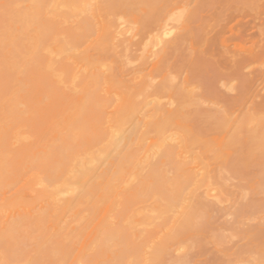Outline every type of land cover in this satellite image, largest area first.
I'll list each match as a JSON object with an SVG mask.
<instances>
[{
    "label": "rangeland",
    "instance_id": "374dc122",
    "mask_svg": "<svg viewBox=\"0 0 264 264\" xmlns=\"http://www.w3.org/2000/svg\"><path fill=\"white\" fill-rule=\"evenodd\" d=\"M42 2L45 9L34 30L51 24L53 17L61 23L47 46L51 50L62 41V54L52 56L56 62L65 60L71 66L62 87L70 86L66 90L70 91L73 85L77 94L80 78L97 66L100 72L110 68L105 75L122 68L127 89L122 84V88L115 87L119 84L116 78V84L115 80L105 86L90 84L89 89L96 94L103 95L108 88L121 92L101 116L97 108L87 112L78 103L62 105V97L55 98L54 94L58 88L51 87L48 79L37 87L31 84L33 78L41 77L43 66L41 73L16 76L0 67V115H11L15 120L14 125L0 128V157L3 159L5 149L14 156V169L1 179L5 187L0 190V232L8 226L6 219L46 212L51 198L56 202L71 200L76 187L78 205L63 211L58 224L43 222L36 227L57 235L70 233H66L67 241L62 237L56 244L58 249L52 250L53 264H118L122 258L125 264H264V0H100L98 19L85 10L82 15L67 12L65 7L56 12V0ZM35 4L39 2L0 0V40L8 25L19 26L15 12ZM86 19L87 31L82 34L78 26ZM108 37L121 47L104 50L106 44L98 46ZM46 50L40 52L37 64L49 54ZM5 56L8 50L0 49V61ZM144 83L147 87L142 86ZM16 85L24 89L16 93ZM159 108L172 114L170 123L157 129ZM120 120L125 122L120 124ZM99 129L114 133L95 139L92 130ZM14 132L18 140L29 136L32 140L18 141L11 135ZM66 136L74 139L64 143ZM109 142L114 143L113 148L108 147ZM177 142L183 146L178 159L163 171L152 172L160 152ZM59 146L62 172L47 171L42 163H34ZM97 154L103 159L95 166L99 158L93 157ZM130 154L133 157L126 159ZM75 155L81 160L80 166L95 159L93 169L85 166L87 171H95L92 176L80 174L82 167L72 166ZM149 155L146 163L144 157ZM179 165L189 168L190 173L181 176ZM132 180L130 188L125 185L128 190L122 189V184ZM34 183L45 186L39 189L36 184L38 191L33 190ZM107 216L113 218L108 220ZM75 219L81 222L77 224ZM107 220L120 231L119 237L106 238ZM5 244L0 243L2 264H24V249L35 253L30 246L20 244L8 255ZM119 255L120 259H114ZM45 263L49 264L47 259Z\"/></svg>",
    "mask_w": 264,
    "mask_h": 264
},
{
    "label": "bare ground",
    "instance_id": "6f19581e",
    "mask_svg": "<svg viewBox=\"0 0 264 264\" xmlns=\"http://www.w3.org/2000/svg\"><path fill=\"white\" fill-rule=\"evenodd\" d=\"M32 2H39V4H35L34 6H30L29 7V9H27V10H24V11H20V12H15V14H16V17H17V19H19V22H20V24H19V26L18 27H12V25L10 26V25H8V27H7V30L3 33V38H2V40H0V49L1 50H3V51H5V50H8V56H5L4 58H3V60L2 61H0V67L3 69V70H5L6 72H8V74H10L11 76H16V75H18L19 73H24V74H30V75H32V74H34V73H36V72H39V73H41L40 72V70L39 69H41L40 67H42L43 66V68H42V70H43V72H42V74H41V77H38V76H36L35 78H33L32 79V81L30 82L31 84H35L36 85V87L38 86V85H40L41 84V82H42V80H46V79H48L49 81V84H50V86L51 87H55V88H58V93H54L56 96H55V98L56 97H62V105H64V104H66V105H68V106H73V105H76L77 103V105H80L81 104V107H79L81 110H87V112H93L94 110L93 109H95V108H97L98 109V112L101 114V116L103 115V114H106L107 112H106V109L112 104V102H113V98L115 97V96H119V93H121L120 91H118L117 89L116 90H111L110 88H108V89H106L105 90V93L103 94V95H101V94H96L95 93V91L91 88V90L89 89V86H90V84H101V83H105V84H112V82L115 80V78L119 81V84H116V80H115V83L114 84H116L115 85V87H118V85H120L119 86V88L121 87L122 88V85H123V87H124V89H127L126 88V84L122 81V77H123V69L122 68H117V72H112V73H109L108 75H105V74H107L109 71H110V68L108 69V68H106L105 67V70L107 71V69L109 70L108 72H106L105 70H102L103 71V73H101L100 72V69H99V67H97V66H94L92 69V71L89 73V72H87V71H85L84 69H83V73H84V71L86 72L81 78H80V80H79V92L77 93V94H74V93H76L75 91H74V86L72 85L73 84V82H71L70 84L72 85V89H70V91H66V90H68L69 88H70V86H69V88H67V89H65V86H64V88L62 87V80L64 79V78H69V75H67L65 72H70L71 71V66L70 65H68L67 63H66V61L65 60H60L59 62H56L55 60H54V58L52 57L53 56V54H62V50H63V45H62V41H58L57 42V44H56V46H54V48H52L51 50H50V48L48 47L49 46V44H48V46H47V40L50 38V37H52V35H53V33L55 32V30L57 31L58 30V25H60L61 23H58L57 21H55L54 20V17H53V19H52V23L51 24H47V25H42V27H40V30H34V29H36V26H38V19L40 18V16H41V14L43 13V10L45 9V5H44V3L42 2V0H31ZM52 1H55V0H52ZM57 1V3H55L54 5H53V8H54V10L56 11L59 7L60 8H62V7H65L66 8V10H67V12H71V13H74L75 12V14L77 13V14H80V15H82L83 13H82V11L83 10H85V11H89V13L91 14V18H99L100 16H101V13H100V10H101V6L99 5V2H100V0H56ZM59 1V2H58ZM103 3H104V1H103ZM53 4V3H52ZM51 3H50V6L52 5ZM47 6H48V4H47ZM52 8V9H53ZM48 9H49V6H48ZM51 9V10H52ZM62 10V9H61ZM60 10V11H61ZM65 10V9H64ZM65 10V11H66ZM77 11V12H76ZM57 12V11H56ZM85 13V12H84ZM73 15V14H72ZM50 16V15H49ZM48 16V17H49ZM70 16V15H69ZM75 16H78V15H75ZM87 16H88V14H87ZM96 19V20H97ZM66 21V20H65ZM67 22V21H66ZM16 24H18V23H16ZM62 24H64L63 22H62ZM71 26V25H70ZM101 26V25H100ZM74 28V27H73ZM77 28V27H76ZM74 30H76V29H74ZM78 30H82V34H85V32L87 31V19L86 20H84V21H82V23H80V25L78 26ZM77 31V30H76ZM63 35V34H62ZM56 36V35H55ZM54 37V36H53ZM59 39H61L60 37H59ZM62 40H63V38H62ZM104 40V39H103ZM103 40H102V42H103ZM22 41H26V42H28V45L27 46H25L23 43H22ZM105 41V43H97L98 44V46H100V45H103V44H106V46H104L105 47V49L104 50H108L110 47L109 46H112V47H119V44L120 43H117V42H113V39H111V38H107L106 40H104ZM25 42V43H26ZM53 42V41H52ZM56 42V41H55ZM64 43V42H63ZM95 43V42H94ZM51 44V43H50ZM65 44V43H64ZM52 45V44H51ZM96 47H97V45H96ZM95 47V48H96ZM120 47H121V44H120ZM119 47V48H120ZM167 48V47H166ZM5 49V50H4ZM46 49H48L49 50V54H48V52L46 53V54H48L47 56H46V58H43V61H40L38 64H37V61H38V59H39V55H40V52H44V50H46ZM67 49V48H66ZM112 49V48H111ZM115 49V48H114ZM97 50H99V49H97ZM47 51V50H46ZM96 51V50H95ZM109 51H111V50H109ZM113 51V50H112ZM7 53V52H6ZM64 53V52H63ZM52 54V55H51ZM66 56V55H65ZM57 57V58H56ZM158 57V60L160 59L159 58V56H157ZM55 58L56 59H58L59 57H58V55H55ZM76 58V57H75ZM40 59H42V58H40ZM68 62V61H67ZM88 63H90V62H88ZM96 64H99V61H98V63H96ZM74 65V64H73ZM86 65V64H85ZM90 65L92 66V65H94V64H91L90 63ZM90 66V67H91ZM57 68V69H56ZM101 69H102V67H100ZM1 69V70H2ZM81 70H82V68H80ZM103 69H104V67H103ZM88 70V69H87ZM79 71V70H78ZM78 71H76L77 72V74H78ZM112 71V70H111ZM73 74V73H72ZM71 78V80H72V76L70 77ZM75 78L77 79V76L75 75ZM76 79H73V80H76ZM118 83V82H117ZM47 84V83H46ZM105 84H104V86H105ZM122 84V85H121ZM69 84H67L66 86H68ZM125 85V86H124ZM148 85V84H147ZM147 85L144 83L142 86H144V87H147ZM17 86V85H16ZM141 86V87H142ZM110 87V86H109ZM24 89V87L23 88H21L20 86H17V87H15V91H16V93H19V92H21L22 90ZM65 89V90H64ZM123 89V90H124ZM77 91H78V89H76ZM124 93V92H123ZM127 93H128V91H127ZM135 94V93H134ZM134 94H131V96L133 97V95ZM49 96V95H48ZM126 96H127V94H126ZM8 98V100H10L9 99V97H7ZM125 98V97H124ZM127 98V97H126ZM4 99H6V98H4ZM115 99H120V97L119 98H115ZM129 99V98H128ZM132 99V98H131ZM13 100V99H12ZM16 100V99H15ZM126 100V99H125ZM134 100V99H133ZM4 101V100H3ZM6 101V100H5ZM4 101V102H5ZM115 102H119V101H115ZM1 103V102H0ZM3 103V102H2ZM14 103V102H13ZM126 105L128 104V103H125ZM124 104V105H125ZM135 103H133V105H134ZM13 105V104H12ZM19 105V104H18ZM123 104H122V106H124ZM132 105V106H133ZM113 106V105H112ZM116 106H118V104L116 103V105H115V107ZM136 107V106H135ZM9 108V107H8ZM128 108V107H127ZM134 108V107H133ZM114 109V108H113ZM122 109V111H123V109L124 108H121ZM130 109V108H129ZM126 110V109H125ZM136 110V109H135ZM156 110H158V109H156ZM111 111V110H110ZM125 112V111H124ZM157 113V115H158V118L160 119V120H157L156 121V123H155V125L157 126L156 128L157 129H159V128H161L162 126H166V124H168V123H170V120H171V114L172 113H168V111H165L163 108H159V110L158 111H156ZM120 113H121V110H120ZM113 114H114V112H113ZM183 114V113H182ZM115 115V114H114ZM99 117V118H98ZM97 118H96V122L98 123L99 121H100V116H98ZM109 117H110V115H109ZM116 117H117V115H116ZM121 117L122 116H120V119H121ZM124 117V116H123ZM175 117V116H174ZM18 118V117H17ZM155 118V116H153V119ZM179 118V117H178ZM106 119V118H105ZM19 120H20V118H19ZM25 120V119H24ZM108 120H110V119H108ZM83 121V120H82ZM124 121V120H123ZM122 120H120V124H122V122H123ZM125 122V121H124ZM123 122V123H124ZM14 123H15V120L13 119V117L10 115H7V114H1L0 115V128L1 129H4V127H8V126H11L12 124L14 125ZM119 123V122H118ZM111 124V123H110ZM149 124H150V121H149ZM54 125V124H53ZM119 125V124H118ZM17 127H19V125L17 126ZM16 127V128H17ZM154 127V126H153ZM20 128H22V127H20ZM19 128V129H20ZM23 128H25V126L23 127ZM27 128V127H26ZM111 128V127H110ZM30 129V128H29ZM18 131L17 129H14L13 131ZM109 130V129H108ZM111 130H112V128H111ZM116 130V128L113 130V131H115ZM113 131H111V134H113L114 132ZM119 131V130H118ZM157 131H159V130H157ZM156 131V132H157ZM19 132H20V130H19ZM92 132H93V137L95 138V139H104L105 138V136H109V132L107 131V130H102V129H99L98 130V132H96V131H93L92 130ZM25 132H23V134H24ZM59 133V132H58ZM74 134V133H73ZM110 134V135H111ZM12 135V137L14 136L15 137V139H17L16 138V136H15V132H14V134L12 133L11 134ZM10 135V136H11ZM24 135H26V134H24ZM24 135H23V137H24ZM26 136H28V134L26 135ZM107 136V137H108ZM144 136V135H143ZM12 137H10L11 139L10 140H14V138L12 139ZM28 138V137H27ZM27 138H25L24 137V139H23V141L26 139V140H28L29 138L32 140V138L29 136V138L27 139ZM19 139V138H18ZM17 139V140H18ZM58 139V138H57ZM57 139H55L54 141H56ZM74 138H71L70 139V136H66V137H64V138H62V142H64V143H67V144H69V142H70V140H73ZM76 139V138H75ZM22 139H20V140H18V141H21ZM25 140V141H26ZM33 140H34V138H33ZM48 140V139H47ZM141 140V139H140ZM3 141V140H2ZM15 141L16 140H14V143H15ZM23 141H21V142H23ZM27 142V141H26ZM50 142V141H49ZM182 142V141H181ZM17 143V142H16ZM25 143V142H24ZM28 143V142H27ZM132 143H133V141H132ZM26 144V143H25ZM81 144V143H80ZM109 144V145H108ZM108 144H106V145H108V147L110 148V147H112L113 145H114V143H111V142H109ZM120 144V143H119ZM16 145H18V144H15V146ZM27 145V144H26ZM71 145V144H70ZM82 146V145H81ZM80 146V147H81ZM1 147V146H0ZM31 147V146H30ZM72 147H74L73 145H72ZM106 147V146H105ZM103 148V149H106V148ZM181 147H183L182 146V143H179V142H177V143H173V144H170L169 146H166V148L162 151V152H160L161 154L158 156V160H157V165L156 166H152V168H150L151 169V171L152 172H158V171H163L164 170V167L165 166H168V164L170 165V163H172V162H174V161H176L177 159H178V157H179V152H178V150H181ZM47 148H49V146L47 147ZM47 148H46V150H47ZM81 148H84V147H81ZM108 148V149H109ZM113 148V147H112ZM68 149V148H67ZM74 149H75V147H74ZM55 150H57V151H55ZM84 150H85V148H84ZM92 150V149H91ZM107 150V149H106ZM153 150H154V148H153ZM158 151V149H155L154 151ZM1 151V150H0ZM150 151H152V150H150ZM154 151H152V153L154 152ZM46 152V151H45ZM71 153V152H70ZM90 153H92L91 151H90ZM157 153H159V152H157ZM17 154V153H16ZM96 154V153H95ZM98 154H100V153H98ZM96 155L95 157H93V158H95V159H98L99 158V156L100 155ZM102 154V153H101ZM1 155H4L3 156V159L0 157V190L1 189H3L4 187H5V185L3 184V187L1 186L2 185V178L3 177H5L8 173H10V171H12V169H14V167H13V164H11L12 163V159H14V156H13V154H12V152L10 151V149H5V152L3 153V154H1ZM85 155V154H84ZM88 154H86V156H87ZM93 155H94V153H93ZM150 155H151V152H150ZM146 156V157H144L145 159H146V163H147V161H150V157L151 156ZM154 155H155V153H154ZM86 156H83V157H86ZM98 156V157H97ZM55 157H58L59 159H56V160H54L55 159ZM74 157V156H73ZM76 157H77V155H75V159H72L73 161L72 162H70V163H72L73 165V167L75 166V167H77L78 168V166H79V169H80V167H82L81 169H80V171H79V173L80 174H90L91 176H92V174H93V171L94 170H89V171H87V169H89V167H88V165L90 166V169L92 168L93 169V166H91V163H92V161L93 160H95V159H93L92 158V160H90V162H88V165L85 163V165H81L80 166V161L81 160H76ZM80 157H82V156H80ZM89 157V156H88ZM88 157H87V161L89 160L88 159ZM91 157V156H90ZM133 157V154H130V155H127V157H126V159H130V158H132ZM155 157H157V154L155 155ZM125 157H122L121 158V161H122V159H124ZM16 159V158H15ZM77 159H80V158H78L77 157ZM103 159V158H102ZM102 159L101 158H99L98 160H95V162H94V165H95V163H96V161H97V163H98V161H102ZM144 159V160H145ZM34 160V159H33ZM77 162H76V161ZM82 160H84V159H82ZM85 161V160H84ZM119 161V160H118ZM36 165L39 163V164H41L42 163V165L45 167V169L47 170V171H61L62 172V147H55L51 152H49L48 154H46V155H44L43 157H42V159H37V160H35V162H34ZM76 163H78V164H76ZM80 163V164H79ZM82 163H83V161H82ZM111 162H109V164H110ZM119 163V162H118ZM149 163V162H148ZM75 164V165H74ZM145 164V163H144ZM12 165V166H11ZM77 165V166H76ZM120 166H121V164H119ZM137 165V164H136ZM148 165V164H147ZM72 166H70L71 167V169H70V173H71V170H73L72 169ZM85 166L87 167V169H85ZM96 166V165H95ZM117 167V166H116ZM177 167V166H176ZM179 167L180 168H178V170H182L181 171V176H185V175H188L189 173H190V170H189V168L187 169V168H184V167H182V166H180L179 165ZM121 168H122V166H121ZM136 168V167H135ZM134 169V168H133ZM133 169H132V171H133ZM166 169V168H165ZM10 170V171H9ZM68 170H69V166H68ZM135 170V169H134ZM170 171V170H169ZM74 172V171H73ZM95 172V171H94ZM183 172V173H182ZM92 173V174H91ZM127 173V172H126ZM130 173H131V171H130ZM129 173V174H130ZM135 174H137V172L135 173ZM152 175H153V173H151ZM19 175V173L17 174V176ZM151 175V176H152ZM15 176V175H14ZM35 176V175H34ZM37 176V175H36ZM79 176H81V175H79ZM128 176V175H127ZM119 177V176H118ZM136 177V176H135ZM17 178V177H16ZM33 180L34 179H36L35 177L34 178H32ZM39 179V178H38ZM66 179V178H65ZM126 179V178H125ZM168 179V178H167ZM70 180V179H69ZM72 180V179H71ZM35 181H37V180H35ZM72 181H74V180H72ZM71 181V182H72ZM129 182V181H128ZM128 182H127V184L125 183V181L123 182V183H125L124 185L122 184V189H124L126 186H128L129 185V187L128 188H130V185H133L134 184V181L132 180V181H130V184H128ZM133 182V184H131ZM28 183H29V181H28ZM39 183V182H38ZM85 183V182H84ZM37 183H34V185H33V190H37L38 191V188L36 187V188H34V186H37V185H39V184H37ZM121 184V183H120ZM120 184L118 185V186H120ZM143 184H145V183H142V185ZM21 185V184H20ZM27 185V184H26ZM41 185V184H40ZM40 185H39V189L41 188V187H43L44 188V184H42V185H44V186H42L41 185V187H40ZM70 185V184H69ZM109 185V184H108ZM126 185V186H125ZM141 185V184H140ZM24 186V185H23ZM73 186L75 187V185L73 184ZM79 186H80V184H79ZM145 186H147V185H144V187ZM149 186V185H148ZM2 187V188H1ZM47 187V186H46ZM106 187V186H105ZM104 187V188H105ZM27 188V187H26ZM56 188V187H55ZM6 189V188H5ZM21 189V188H20ZM20 189H18V190H20ZM29 189V188H28ZM47 189H49V188H47ZM75 189H76V187L74 188V192L73 193H75V194H73V196H71V200L69 199V200H64V198H63V200H57V202H59V204H60V201H63L62 202V205H58L57 204V202L53 199V198H51L50 199V201L47 203V208H48V210L45 212V211H42V213H40V214H38L37 216H30V217H25V218H18V220L17 219H14L13 221H8V219H6V222H7V224H8V226H6V228L3 230V231H1L0 232V243H2V242H5L6 244L5 245H7L8 247L6 248L7 250L6 251H9V253L10 254H8V255H11V254H13L12 252L16 249V247L18 246V245H20V244H24V245H26V246H30L31 247V250H34L35 251V253L34 254H32V252L30 251V250H28V249H24L23 250V256H25L24 258L26 259V261L25 262H27V264H43V262L47 259L48 260V263L49 264H53V253H52V250H54V249H58L56 246V244H58V243H60V241L61 240H63L62 239V237L64 238V236H65V240L67 241V239H66V236H67V234H69L70 235V233L69 232H63L64 234H66V235H64L63 233H62V235H59L60 234V232L58 233V235L56 234V233H54V234H52L51 233V231H50V233H46L47 232V230H46V232L45 231H40V230H37L36 229V227H37V225L39 224V223H43V222H56L57 224L59 223V222H57L58 220H60V219H58V218H60V216L62 215V212L64 211V213H65V210H68V208L70 207V206H77L78 205V203H79V201H80V199H79V197L76 195V192H75ZM112 189V188H111ZM127 189V188H126ZM126 189H124V190H126ZM148 189H149V187H148ZM17 190V191H18ZM45 190V189H44ZM51 190H54V189H51ZM56 190V192H57V189H55ZM79 190V189H78ZM128 190V189H127ZM17 191H15V192H17ZM46 191H48V190H46ZM123 191V190H122ZM55 192V193H56ZM60 192V191H59ZM134 192V191H133ZM48 193H50V190L48 191ZM117 193V192H116ZM136 193V192H135ZM138 193V192H137ZM3 194V193H2ZM60 193H58V195H59ZM132 194H134V193H132ZM40 195V194H39ZM39 195H37V197H40ZM76 195V196H75ZM105 195V194H104ZM49 196V195H48ZM51 196V195H50ZM54 196V195H53ZM42 197V196H41ZM40 197V198H41ZM45 197V196H44ZM56 197H59L60 198V196H56ZM55 197V199H57ZM8 198V197H7ZM120 198V197H119ZM43 199V198H42ZM41 199V200H42ZM110 199V198H109ZM5 200V199H4ZM40 200V199H39ZM36 201H38V199L36 200ZM112 201V200H111ZM199 201H200V199H199ZM96 202V201H95ZM113 202V201H112ZM111 202V203H112ZM127 202V201H126ZM131 201H129V203H130ZM158 202V201H157ZM196 202H198V201H196ZM11 204V203H10ZM95 204V203H94ZM20 205H22V203L20 204ZM54 205H55V207H54ZM56 205H58V206H56ZM109 205V204H108ZM200 205V204H199ZM8 206V205H7ZM113 206V205H112ZM203 206H204V204H203ZM9 207V206H8ZM109 207V206H108ZM114 207V206H113ZM105 208V207H104ZM42 210V209H41ZM79 210V209H78ZM77 210V211H78ZM28 211V210H27ZM104 211V210H103ZM110 211V210H109ZM134 211V210H133ZM139 211V210H138ZM143 211V210H142ZM78 212H80V211H78ZM126 212V211H125ZM130 212H132V210L130 211ZM153 212V211H152ZM129 213V212H128ZM133 214L132 215H134V212H132ZM77 214V213H76ZM124 214V213H123ZM141 214V213H140ZM150 214V213H149ZM64 215V214H63ZM78 216V215H77ZM84 216H86L85 214H84ZM149 216V215H148ZM139 217V216H138ZM143 217V216H142ZM73 218V217H72ZM83 218V217H82ZM82 218H78V220H83ZM99 218V217H98ZM104 218H106V217H104ZM111 218H113V217H111ZM111 218L109 219V217L107 216V218L106 219H108V220H111ZM145 218V217H144ZM12 219V218H11ZM125 219V218H124ZM181 219H182V217H181ZM187 219V218H186ZM190 219V218H189ZM3 220V219H2ZM2 220H1V222H2ZM57 220V221H56ZM77 219H75V221H76ZM78 220H77V224L78 223H80V222H78ZM106 221L105 222V228H106V230H107V233H106V238L107 239H109V240H112V239H115V238H117V237H119V235H118V232L120 233V231H116V229H114V226H113V224H112V222L111 221ZM140 220V219H139ZM145 220V219H144ZM150 220V219H149ZM188 220V219H187ZM97 221V220H96ZM146 221H148V219H147V217H146ZM185 221V220H184ZM74 222V221H73ZM140 222V221H139ZM142 222V221H141ZM144 222V221H143ZM192 222V221H191ZM121 223V222H120ZM132 223V222H131ZM131 223H130V226H131ZM136 223V222H135ZM145 223V222H144ZM144 223H143V225H144ZM148 223V222H147ZM56 224V225H57ZM71 224H73V223H71ZM76 224V223H75ZM75 225V227L76 226H78V225ZM122 224H123V221H122ZM126 224V223H125ZM138 224V223H137ZM149 224V223H148ZM184 224H185V222H184ZM194 224V223H193ZM2 225V224H1ZM62 225V224H61ZM66 225V224H65ZM119 225V224H118ZM139 225V224H138ZM101 226H103V225H101ZM121 226V225H120ZM137 225H135V227H136ZM150 226V225H149ZM153 226V225H152ZM156 226V225H155ZM1 227V226H0ZM62 227V226H61ZM69 227V226H68ZM39 228V227H38ZM44 228V227H43ZM77 228V227H76ZM119 228V227H118ZM124 228H126L125 226H124ZM129 228V227H128ZM132 228V227H131ZM186 228V227H185ZM59 229V228H58ZM181 229V228H180ZM74 230H75V228H74ZM124 229H122V231H123ZM131 230V229H130ZM130 230L129 231H127V232H130ZM132 230H135V228L133 227V229ZM62 231V230H61ZM66 231H68V229L66 230ZM73 231V230H72ZM72 231H70V232H72ZM76 231V230H75ZM126 231V230H125ZM124 231V232H125ZM181 231V230H180ZM97 232H98V230H97ZM126 232V233H127ZM176 232V231H175ZM179 232V231H178ZM75 233V232H74ZM131 234L133 233V232H130ZM140 233V232H139ZM139 233H137V235L139 234ZM141 234V233H140ZM139 234V235H140ZM68 235V236H69ZM71 235H73V232L71 233ZM129 236H130V234H128ZM128 235H126V237H128ZM133 235V234H132ZM138 235V236H139ZM142 235V234H141ZM140 235V236H141ZM143 235H145V234H143ZM86 236V235H85ZM139 236V237H140ZM78 237V236H77ZM120 237H122V235H120ZM133 237H134V235H133ZM175 237H176V235H175ZM80 238V237H79ZM96 238V237H95ZM95 238H93V240L95 239ZM138 238V237H137ZM145 238V237H144ZM99 239V238H98ZM106 239V240H107ZM121 239V240H120ZM119 239V242H121L122 243V238H120ZM128 238H126V240H127ZM134 240H136V239H133V241ZM139 240V239H138ZM66 241H64L65 243H66ZM100 242V241H99ZM130 243V242H129ZM108 244V243H107ZM120 244V243H119ZM125 244V243H124ZM145 244V243H144ZM23 245V246H24ZM90 245V244H89ZM109 245V244H108ZM87 246H88V244H87ZM86 246V247H87ZM85 247V248H86ZM90 247V246H89ZM88 247V248H89ZM93 247V246H92ZM91 247V248H92ZM76 248V247H75ZM95 248V247H94ZM101 248V247H100ZM23 249V248H22ZM77 249V248H76ZM79 249V248H78ZM93 249V248H92ZM130 249V248H129ZM4 250V249H3ZM86 250H88L87 248H86ZM94 250V249H93ZM92 250V251H93ZM109 250V249H108ZM112 250V249H111ZM124 250V249H123ZM159 250V249H158ZM157 250V252H161L160 250L158 251ZM154 251V250H153ZM51 252V253H50ZM120 252V251H119ZM118 252V253H119ZM123 253L125 252V251H122ZM143 252V251H142ZM87 253V252H86ZM125 253H127V252H125ZM144 253V252H143ZM154 253L155 254H157L155 251H154ZM87 255V254H86ZM120 255H122V253H120ZM120 255L119 256H116L114 259H120L121 257H120ZM103 256H104V254H103ZM102 256V257H103ZM143 256H144V254H143ZM151 256H152V253H151ZM157 256H158V254H157ZM153 257V256H152ZM67 258V257H66ZM91 258V257H90ZM128 258V257H127ZM154 259V258H153ZM152 259V260H153ZM0 260L3 262L4 260H2L1 259V257H0ZM106 260V259H105ZM122 260H124L123 258H122ZM122 260L121 261H119V263L118 264H125L124 262L125 261H123L122 262ZM143 260V259H142ZM148 260V259H147ZM152 260L150 261V262H152ZM155 260H157V259H155ZM24 261H22V263H23ZM25 262H24V264H25ZM114 262V261H113ZM117 262V261H116ZM147 262V261H146ZM149 262V263H150ZM55 263V262H54ZM80 263V262H79ZM143 263V262H142ZM153 263H154V261H153ZM152 263V264H153ZM0 264H2V263H0ZM7 264V263H6ZM10 264V263H9ZM46 264V263H45ZM87 264V263H86Z\"/></svg>",
    "mask_w": 264,
    "mask_h": 264
}]
</instances>
